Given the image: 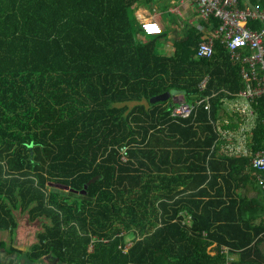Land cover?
<instances>
[{
    "label": "trees",
    "instance_id": "1",
    "mask_svg": "<svg viewBox=\"0 0 264 264\" xmlns=\"http://www.w3.org/2000/svg\"><path fill=\"white\" fill-rule=\"evenodd\" d=\"M149 2L0 0V231L15 230L14 210L46 219L30 261L264 264L249 157L211 152L204 108L170 116L181 92L186 103L218 92L215 115L220 90L242 87L239 65L220 42L196 57V27L167 54L165 29L138 38L135 10ZM255 109L254 153L264 150L261 100Z\"/></svg>",
    "mask_w": 264,
    "mask_h": 264
},
{
    "label": "built area",
    "instance_id": "2",
    "mask_svg": "<svg viewBox=\"0 0 264 264\" xmlns=\"http://www.w3.org/2000/svg\"><path fill=\"white\" fill-rule=\"evenodd\" d=\"M179 2L181 6L190 4L195 7L198 17L208 23L199 26L203 36L197 46L196 57H212L215 54L216 43L220 42L233 63L239 65V76L244 88L238 91L235 97L241 98L245 103L233 104L231 109L237 110L240 114L249 115L248 119H253L255 112L251 105L261 100L264 110V26L261 28L254 26L256 23L264 24V9L253 3V0H180ZM213 19L220 22L218 26H213ZM138 20L143 35H158L162 32L161 25L152 16ZM208 80L209 77H205L201 82L202 88H205ZM222 91H225L227 95L231 94L227 90ZM217 94L213 93L196 99L193 103L182 100L171 110L170 116L186 119L195 116L197 110L202 107L207 111L211 121L212 98ZM243 142L241 139V145L234 150H229L226 154L246 155ZM121 155L125 160L126 148L121 149ZM249 157L250 167L256 173L257 181L264 188V151L249 154ZM126 251L127 247L124 253Z\"/></svg>",
    "mask_w": 264,
    "mask_h": 264
},
{
    "label": "crops",
    "instance_id": "3",
    "mask_svg": "<svg viewBox=\"0 0 264 264\" xmlns=\"http://www.w3.org/2000/svg\"><path fill=\"white\" fill-rule=\"evenodd\" d=\"M179 1L180 0H150V2L147 5L138 6V7H143L144 10H146V8L149 10H152L153 7L157 9L156 13L152 14V17L161 25L162 31L164 29L167 30V27L170 25L168 24L167 15L172 14L173 16L176 17L175 24H174L175 27L173 28L174 30L171 31L170 33L172 34V32H175L176 34H178V31L180 33L181 30H182V33L179 36L175 35V36L170 37V35L168 34V31H166L167 32L166 36L160 39V42L163 43L162 48L164 49L161 51L166 54L171 52L172 44L176 39L182 38L185 36L186 30H188V28L196 27L200 31L199 26L202 25L203 22H205L198 17L195 7L191 6L190 4H185L184 6H181ZM147 16L148 15H145L144 13L143 15L138 13V15H136V18L138 17L137 18L138 20L140 18H143V17L145 18ZM191 20H194V22L191 23L190 22ZM138 23H139V20H138ZM143 36H144L143 33L139 31L137 37L140 39H143L144 38ZM202 36H203V33H202ZM215 51H216V46H215ZM206 77H209V76H206ZM200 87H201V84H200ZM243 88L244 87L242 83V87L238 91L242 90ZM222 90H226V89L223 88L220 90V92ZM238 91L236 92L229 91L231 94H228V95L225 93V91H223L225 95L220 99V105L218 106V110H216V114L213 115V113L211 112V117H210L211 121L209 120V122L212 124L214 128V132L217 135V139H216L217 143L215 142L216 145L214 143L215 148L214 150L212 149L211 152H215L216 150L218 155H228L226 153H228L229 150H234L235 148L241 145V139H243L244 141L243 150H245L247 154L246 155L237 154L235 155V157H238V156L249 157V154L254 153L251 150L252 133L257 123V112H256L254 105L258 106L260 103V100L258 101L257 104L251 105V107L254 108L255 117L253 119H248L249 115L246 116V115L240 114L237 110L231 109V105L233 104L241 105L245 103V101H243L241 98L235 97V94L238 93ZM215 93H218V92H215ZM174 96L178 97L180 101L184 100V96L182 92L175 93ZM261 104H262V101H261ZM208 118H209V115H208ZM218 128H220V130H218ZM260 151H264V150H260ZM260 151H257V152H260ZM249 165H250V157H249ZM251 175L254 176L256 183H255L254 188H251L247 191V195L249 197H256V196L264 197V188L257 181V175L255 172L252 171V169H251ZM43 224H45V222ZM5 231L6 230L0 231V236ZM7 232H8V235L10 236L9 231ZM40 232H42V229ZM0 240L5 242V247L2 248L0 251V263L1 264H64V263L59 262L57 259L50 260V256L48 255L47 256L44 255L40 259L30 261L27 259V253H29L32 246L35 245L34 243L24 244L25 246L20 247V246H16L15 244L13 245L12 242H9V244H7L5 240L3 239H0ZM131 244L132 243H129V242L127 243L126 245L127 249L129 248ZM11 248L16 249V251L10 250ZM17 251H20V252H17Z\"/></svg>",
    "mask_w": 264,
    "mask_h": 264
},
{
    "label": "rangeland",
    "instance_id": "4",
    "mask_svg": "<svg viewBox=\"0 0 264 264\" xmlns=\"http://www.w3.org/2000/svg\"><path fill=\"white\" fill-rule=\"evenodd\" d=\"M143 9V11H142ZM142 11V12H141ZM157 9L156 8H152V10H149L146 8V10H144L143 7H138L136 8L135 10V15H138L141 14L143 15V13L145 15H148V16H152V14L156 13ZM168 24H170L168 27H167V30L168 31V34L170 35V37L172 36H179L181 33H182V30L178 31V34H176L175 32H172V34L170 33L171 31H173L174 27H175V20H176V17L173 16L172 14H168ZM191 23L194 22V20H191L190 21ZM172 25V26H171ZM171 27V28H170ZM149 37H153L151 35H146V38H149ZM163 46V43H159V47H161V50H164L162 48ZM173 94H171L172 96ZM15 220H16V223H17V227L15 228V230L13 232H9L10 233V236L8 235V232L7 230L1 234L0 236V239H3L6 241L7 244H9V242H12V244L16 245V246H20V247H23L25 246L24 244H37V234H39V232L41 231L42 228V224L45 222H47L46 219L44 218H38L37 220H34V221H30L28 219V214L27 212H20L19 210H14L12 212ZM12 238V239H11ZM129 243H132V241L128 240ZM89 251H92V248L89 247ZM55 259L54 257H50V260H53Z\"/></svg>",
    "mask_w": 264,
    "mask_h": 264
},
{
    "label": "water",
    "instance_id": "5",
    "mask_svg": "<svg viewBox=\"0 0 264 264\" xmlns=\"http://www.w3.org/2000/svg\"><path fill=\"white\" fill-rule=\"evenodd\" d=\"M168 96H169V92L164 91L163 93H160V94H157V95L150 97L149 101H150V103H155V101L165 100Z\"/></svg>",
    "mask_w": 264,
    "mask_h": 264
},
{
    "label": "bare ground",
    "instance_id": "6",
    "mask_svg": "<svg viewBox=\"0 0 264 264\" xmlns=\"http://www.w3.org/2000/svg\"><path fill=\"white\" fill-rule=\"evenodd\" d=\"M233 137V136H232Z\"/></svg>",
    "mask_w": 264,
    "mask_h": 264
}]
</instances>
